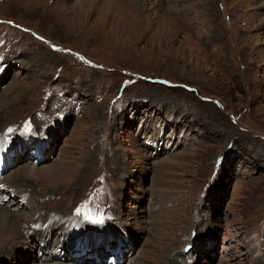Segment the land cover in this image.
Here are the masks:
<instances>
[{
    "label": "rangeland",
    "instance_id": "obj_1",
    "mask_svg": "<svg viewBox=\"0 0 264 264\" xmlns=\"http://www.w3.org/2000/svg\"><path fill=\"white\" fill-rule=\"evenodd\" d=\"M127 1L0 0V134L55 140L48 160L20 155L4 175L32 168L20 184L33 207L24 193L0 205L20 244L5 255L0 236V264H87L99 232L85 259L50 263L87 237L62 242L26 226L35 260L18 225L43 212L65 230L63 214L109 209L120 227L106 239L120 242L125 227L134 242L123 264H264V0H143L142 13L132 0L135 20H121ZM140 120L143 134L169 137L151 159Z\"/></svg>",
    "mask_w": 264,
    "mask_h": 264
},
{
    "label": "bare ground",
    "instance_id": "obj_2",
    "mask_svg": "<svg viewBox=\"0 0 264 264\" xmlns=\"http://www.w3.org/2000/svg\"><path fill=\"white\" fill-rule=\"evenodd\" d=\"M145 3V1H143V0H141L140 2H139V4H140V6H138V10H140L141 11V13L143 12V10L145 9H143V7H144V4ZM127 5H128V7H127V11H125V12H123V14H122V16L120 17V19L121 20H124V19H126V18H132V19H134L135 20V18L136 17H134L136 14H135V12H134V6H133V1L132 0H128L127 1ZM126 8V7H125ZM129 16V17H128ZM113 21V20H112ZM120 22H122V21H120ZM125 23V22H124ZM128 24V23H127ZM123 26H125V25H123ZM126 27V26H125ZM123 28V27H122ZM44 156H46V154H44ZM16 160H17V158H16ZM15 160V161H16ZM31 163H32V161H31ZM32 165V164H31ZM24 167H26V166H24ZM29 167H30V165H29ZM25 178L24 177H22V176H20V175H11L9 178H8V180H12V182H10V183H6V184H4L8 189H11V191H12V193L14 194V195H17L19 198L21 197L22 198V194L24 193V195H23V202H24V204H25V206H27V207H31V209H32V207H33V203H32V200H31V198H30V193H28V192H26L25 191V187L26 186H23V185H21L20 184V181H22V182H27L26 181V179H27V177L30 175V174H32V168H27V169H25ZM48 176H51L50 174H47V179H51L50 177H48ZM4 178H5V176L3 177V179H2V181L4 180ZM25 179V180H24ZM1 181V182H2ZM16 181H19V183H17ZM98 185V184H97ZM76 186V185H75ZM75 186L74 187H72V188H75ZM91 186V185H90ZM89 186V187H90ZM72 188H70V189H72ZM96 188V187H95ZM93 189V188H92ZM97 189V188H96ZM96 189H95V191H96ZM20 190V191H19ZM93 192V191H92ZM12 193H10V194H12ZM22 193V194H21ZM87 196V195H86ZM90 196V195H89ZM83 198V197H82ZM29 204H31V206L29 205ZM86 204V203H85ZM11 205H13V204H11ZM14 205L15 206H18V203H14ZM1 207H3V206H1ZM108 207V206H107ZM6 209V208H5ZM30 209V210H31ZM87 209H89V208H87ZM32 211V210H31ZM117 211H119V210H117ZM40 213V214H39ZM38 214L39 215H37L36 214V217H34V215H31V216H29L28 215V217H31L33 220H27V221H25V219H21V224H19L18 226H19V239H18V241H20V243H25L24 242V237H22L23 236V234H21V233H23V231L24 230H27V228H26V226H29V227H31V226H34V225H36L35 227H34V230H33V232H36V233H38V235L41 233V232H46L47 234H52V236H53V225L55 226V227H59L60 228V223L62 222V216L61 215H57V214H55L54 215V217L52 216V215H46V213H43V212H39ZM90 213V212H89ZM14 215V214H13ZM19 215V216H18ZM22 214L21 213H18L17 215H15V216H13V217H20ZM27 217V218H28ZM0 221H1V225L2 224H4V225H6V231L7 232H9V234L7 235L6 234V232H4V231H1L0 232V236H2V238H3V242H7L6 244H5V246H3L2 248H1V250H2V252H5V255H9L8 254V252L10 251V248L14 245V240L17 238V235H18V232H17V228L15 227V225L13 224V222L11 221V220H8V218H7V216L4 214V213H2V212H0ZM37 221H39V222H42L43 223V225L41 226V225H39V222H38V224H36L35 222H37ZM19 223V222H18ZM66 225H67V229H65V230H61V228H60V232H61V235H63V233H66L70 228H72V225L73 226H76V225H80V223L79 222H75L73 219H72V221L69 223H66ZM81 226H84L83 224H81ZM20 230H21V232H20ZM109 230H111V229H107V232L109 231ZM128 230L129 229H127V228H123V231H124V234L121 236V240H120V242H117L118 244H119V247L122 249V247L124 248V252H127L128 250H131L133 247V244H134V242H133V244L131 245V242H130V239H129V237L128 236H126V234H129L128 233ZM90 231V229H84V232L86 233V232H89ZM104 231V230H103ZM97 231H92V233H96ZM103 234H104V232H103ZM33 235H35V234H33ZM44 236V235H43ZM116 236V235H115ZM119 236V235H118ZM30 237H32V240H34V237L33 236H30ZM50 237V236H49ZM44 238V237H43ZM53 238H54V236H53ZM114 238H116V239H118L117 237H114ZM37 241H38V237H37V239H36ZM125 240V241H124ZM55 241H57V240H55ZM54 241V242H55ZM32 244H27V241H26V247L28 248V250H29V253L30 254H32V256H33V258L35 259V260H37L36 259V255L34 254L33 255V251L36 249V245H33V242H31ZM56 243V242H55ZM40 244L42 245L43 243L40 241ZM51 244V241H50V243H49V245ZM86 246H87V248H91V250L92 249H94L93 247H92V245H90V244H86V243H84ZM107 244H109L108 242H104V243H101V244H99V241L98 240H96V241H94V245H95V247H97V246H99V245H101V247L99 248H97L98 249V253L96 252V249H94V252L96 253V255H97V258H99V256L101 255V253L103 252L104 253V248H105V245H107ZM20 245V244H19ZM19 245L18 246H13L14 247V249H15V251H17V247H19ZM58 245V244H57ZM60 246V245H59ZM58 247V246H57ZM104 247V248H103ZM132 247V248H131ZM196 248V247H195ZM42 249H44L45 250V253H46V249L45 248H43L42 247ZM69 249H70V247H69ZM51 250H52V248H51ZM50 250V251H51ZM54 251H58V250H54ZM53 251V252H54ZM40 252H42V251H40ZM52 252V251H51ZM88 250H82L81 251V255H80V257L82 256L83 257V259H85V256L88 254ZM198 252H200V251H198ZM1 254H3V253H1ZM47 254V253H46ZM51 254V253H50ZM49 254V255H50ZM53 254L54 253H52V257H53ZM86 254V255H85ZM23 256H21L20 255V261L22 262V263H25V259H28L27 258V256H26V252H24L23 254H22ZM91 255V254H90ZM25 258V259H24ZM125 258V257H124ZM45 259L46 260H50V263L54 260V259H49V256H48V254H47V256H45ZM65 259H67V258H65ZM82 258H80V260H81ZM40 260V259H39ZM128 261H129V259H128ZM133 261V263H135V262H137V260L135 261V260H132ZM38 262V261H37ZM78 263H83V261H77ZM101 261H99V259H98V262H96V263H100ZM55 263V262H54ZM45 264H47V263H45Z\"/></svg>",
    "mask_w": 264,
    "mask_h": 264
},
{
    "label": "snow or ice",
    "instance_id": "obj_3",
    "mask_svg": "<svg viewBox=\"0 0 264 264\" xmlns=\"http://www.w3.org/2000/svg\"><path fill=\"white\" fill-rule=\"evenodd\" d=\"M9 131H11V130H9Z\"/></svg>",
    "mask_w": 264,
    "mask_h": 264
}]
</instances>
